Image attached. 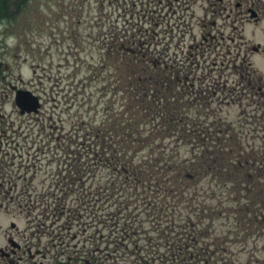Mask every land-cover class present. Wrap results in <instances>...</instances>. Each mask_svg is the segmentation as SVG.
<instances>
[{
  "label": "rangeland",
  "instance_id": "1",
  "mask_svg": "<svg viewBox=\"0 0 264 264\" xmlns=\"http://www.w3.org/2000/svg\"><path fill=\"white\" fill-rule=\"evenodd\" d=\"M69 3L75 8L79 6L78 0H10L12 16L0 26V60L10 66L9 74L15 79L21 76L24 82L31 81L34 85L26 86L40 97L38 112L20 116L12 111V96H0L6 102L8 122L34 119V156L43 160L38 180L35 177L39 192L47 188L48 180L43 179H49L45 177L49 168L54 171L58 166L55 154H60L59 163H63L64 145H59L56 137L58 133H68L71 168L80 173L71 171L70 188L64 192H69L65 199L71 220L79 222L81 227L86 222L88 230H100L106 235L113 231L129 233L133 239L139 238L137 245L130 246L141 248V255L147 256L150 247H165L168 242L176 246L173 234L168 237L171 232L184 233L190 231L189 227L197 226L199 246L214 242L217 262L264 264V108L253 102V96L238 92L237 75L230 69L221 73L209 72L211 66L197 69L189 66L187 58H183L181 67V58L178 61L169 58L176 50L173 43L179 38L178 30L167 24H148L149 18L139 22L136 18L139 13L129 19L136 24L134 33L140 35L147 29L156 33L148 45L152 52L161 55L143 57V50L136 49L117 56L118 46L110 36L120 28L131 29V24L128 15L117 16L112 9L116 0H90L95 11L86 10L80 26L73 20L70 32L76 34L74 39L66 28ZM84 5L87 7L88 3ZM119 5H123L121 0ZM79 34L84 35L81 41ZM171 36L173 43L168 51ZM163 61H175L178 66L174 72L177 68L188 74L189 79L195 77L194 81L189 80V86L194 89L203 85L208 90L212 86L207 84L220 82L214 87L216 92L209 89L208 94L202 95L211 103L203 110L209 121L222 118L226 125L214 123L205 127L209 134L200 131L204 129L201 124L194 134L181 129L185 126L161 131L162 127H153L160 118L149 113L145 116L141 107H137L131 81L142 80L148 73L156 74L155 66L164 74L160 65ZM211 61L213 58H208ZM259 66L264 73L262 60ZM137 68L143 70L142 75L133 74ZM162 92H166L164 87ZM193 97L201 98L197 93ZM122 119L140 122L144 135L152 127V134L140 144L122 140L117 126ZM108 127L112 129L99 148L95 138L100 140L99 133ZM84 134L85 148L81 140ZM201 139L210 144L208 149ZM65 146L69 150L67 143ZM113 149L120 151L118 156L125 155L120 164L131 158L130 164L124 167L111 163L113 160L107 156ZM214 156L220 158L218 167L202 165L208 175H192L191 179L182 173L175 176L177 167H190L192 162L201 165L204 158ZM155 164L175 165L170 167L173 174L162 177L173 184L160 181L151 170H157ZM84 168L87 173L82 174ZM47 197L61 199L53 192L42 195ZM187 217L192 219L186 222ZM186 223L190 225L183 228Z\"/></svg>",
  "mask_w": 264,
  "mask_h": 264
},
{
  "label": "flooded vegetation",
  "instance_id": "2",
  "mask_svg": "<svg viewBox=\"0 0 264 264\" xmlns=\"http://www.w3.org/2000/svg\"><path fill=\"white\" fill-rule=\"evenodd\" d=\"M116 1L112 9L117 16L128 15L131 29L124 27L111 35L115 44L126 46L140 40L151 44L156 33L147 29L140 34L143 38L134 33L136 24L129 19L136 13L139 22L149 18L148 24H167L179 32L175 43L173 35L167 43L168 51L170 44L176 47L169 58H240L243 94L253 96V102L264 108V73L259 66L264 62V0H121L123 5ZM78 5L69 3L66 19L68 34L74 39L76 34L70 32L73 20L80 26L84 14L95 11L90 0H78ZM82 37L79 34L78 40ZM256 58L261 59L256 62ZM2 64L0 60V96H12L18 89L34 93L26 86L34 85L31 81L24 82L21 76L15 79L9 74L10 67ZM10 101L12 111L19 112L15 100ZM5 105L0 100V264H225L215 260L212 246H199L195 235L184 238L179 234L176 246L168 242L165 247H150L149 254L142 256L141 248L130 246L137 245L139 238L122 231L106 235L88 230L86 222L81 227L71 220L65 198L39 199L34 186L39 169L34 166V119L26 121L24 129L20 121L14 130L15 122H8ZM10 130L17 135L9 136Z\"/></svg>",
  "mask_w": 264,
  "mask_h": 264
},
{
  "label": "trees",
  "instance_id": "3",
  "mask_svg": "<svg viewBox=\"0 0 264 264\" xmlns=\"http://www.w3.org/2000/svg\"><path fill=\"white\" fill-rule=\"evenodd\" d=\"M9 3L10 0H0V14L1 16H7L8 15V9H9ZM153 70V69H152ZM135 72H133V74H135L136 72L139 73L140 75H142V69L137 68L136 70H134ZM155 73H148L147 75H145V78L142 80H139V78H137L135 84H134V88H135V96H136V101L137 105L141 106L142 112L144 113L145 116H148L147 114H152L151 116H157L160 118L159 122H157L153 127L157 128V127H162L160 128L159 131H161L162 129H167V130H176L178 128V123H179V119H180V114L179 112L176 110L178 107H172L171 104L173 102H169V106L168 104L164 106V112L168 113V115L165 117L162 114V111L160 109V103L159 101H161V97L157 96L160 92V86H162V81L164 80L163 78V73L159 70V69H154ZM137 93V95H136ZM156 97V98H155ZM149 98V100H148ZM156 101V103H155ZM146 105V106H145ZM138 107V106H137ZM134 114V113H133ZM120 124H118L117 126L119 127L118 131L119 134L122 138V140H129L132 143L137 142L138 144H140L141 142H143L145 140V138L147 136H150L152 134V127L148 129H144L143 131L146 132V130H148L147 136L144 135L139 127L140 122L138 121H131L128 119H122L120 122ZM117 124V123H116ZM111 125V124H110ZM174 128V129H173ZM112 129V127H108L106 128V130L103 131V134H108L109 131ZM194 128H189L186 130L190 131H194ZM204 129H200V131H203ZM203 145H205L206 148H209L210 145L209 144H205V142H203ZM113 149V153H112V159L114 160L115 164L118 165H123L124 167H126L127 165L130 164L131 162V158L124 160L123 164H120L119 161L122 160V157H124L125 155H123L122 157L118 158L117 152H120L119 150L116 151ZM124 154H126L125 152H123ZM220 158H216L215 156L209 159H203L204 162L201 163V165H207L209 167H218V163ZM240 160V159H238ZM155 166L157 167L158 165L155 164ZM169 167H175V165L169 166ZM154 171V169H151ZM132 171V170H131ZM135 171V170H134ZM158 172L155 173V175H157ZM136 179L137 178V173H134ZM152 175V174H151Z\"/></svg>",
  "mask_w": 264,
  "mask_h": 264
},
{
  "label": "water",
  "instance_id": "4",
  "mask_svg": "<svg viewBox=\"0 0 264 264\" xmlns=\"http://www.w3.org/2000/svg\"><path fill=\"white\" fill-rule=\"evenodd\" d=\"M35 105H36V98L34 99V107H35Z\"/></svg>",
  "mask_w": 264,
  "mask_h": 264
}]
</instances>
